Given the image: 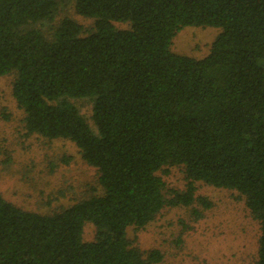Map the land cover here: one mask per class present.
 <instances>
[{
  "label": "trees",
  "instance_id": "obj_1",
  "mask_svg": "<svg viewBox=\"0 0 264 264\" xmlns=\"http://www.w3.org/2000/svg\"><path fill=\"white\" fill-rule=\"evenodd\" d=\"M64 2L92 29L64 17L44 33ZM185 27L220 30L207 56L171 51ZM7 75L26 132L74 143L100 193L51 214L0 195V264H159L162 253L134 246L127 229L164 207L201 218L211 204L196 182L241 197L264 264V0H0ZM84 98L95 132L70 101ZM165 167L182 168V191H165Z\"/></svg>",
  "mask_w": 264,
  "mask_h": 264
},
{
  "label": "rangeland",
  "instance_id": "obj_2",
  "mask_svg": "<svg viewBox=\"0 0 264 264\" xmlns=\"http://www.w3.org/2000/svg\"><path fill=\"white\" fill-rule=\"evenodd\" d=\"M64 17L78 23L83 33L92 29V20L79 16L70 2H64L54 21L40 26L41 30L51 33ZM114 26L120 30L128 28L122 23ZM219 32L212 27H185L172 39L171 51L204 58ZM12 81V75L0 77V195L24 211L51 214L99 194L97 171L82 160L74 143L26 132L24 112L12 96ZM70 101L95 132L91 101ZM158 175L165 191L183 190L181 167H165ZM195 187V196L211 204L201 218L195 220L191 208L164 207L145 228L129 227V240L142 251L159 250L163 256L159 264H254L260 230L241 197L234 191L201 182H196ZM94 236L95 228L86 223L83 240L90 242Z\"/></svg>",
  "mask_w": 264,
  "mask_h": 264
}]
</instances>
